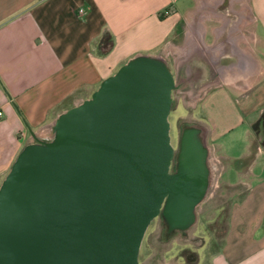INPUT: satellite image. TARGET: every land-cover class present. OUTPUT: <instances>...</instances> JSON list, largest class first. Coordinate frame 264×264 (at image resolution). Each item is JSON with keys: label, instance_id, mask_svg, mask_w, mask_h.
<instances>
[{"label": "crops", "instance_id": "0c3cea01", "mask_svg": "<svg viewBox=\"0 0 264 264\" xmlns=\"http://www.w3.org/2000/svg\"><path fill=\"white\" fill-rule=\"evenodd\" d=\"M137 54L166 58L178 91L198 95L193 117L229 206L211 264H264V0H0V184L48 124Z\"/></svg>", "mask_w": 264, "mask_h": 264}, {"label": "water", "instance_id": "95a60500", "mask_svg": "<svg viewBox=\"0 0 264 264\" xmlns=\"http://www.w3.org/2000/svg\"><path fill=\"white\" fill-rule=\"evenodd\" d=\"M178 88L166 58L137 54L28 143L0 184V264H139L158 216L193 227L211 147L197 121L172 144Z\"/></svg>", "mask_w": 264, "mask_h": 264}, {"label": "rangeland", "instance_id": "374dc122", "mask_svg": "<svg viewBox=\"0 0 264 264\" xmlns=\"http://www.w3.org/2000/svg\"><path fill=\"white\" fill-rule=\"evenodd\" d=\"M197 96V94L174 92V107L169 120L172 144L175 149L178 147L181 125L195 121L193 114L196 113L191 107V102L196 101ZM227 103L233 102L227 100ZM257 124H264V112ZM197 212L198 222L190 230L187 238L180 236L166 238L161 218H156L148 228L142 243L139 264H211V257L219 249L226 232L229 212L227 199L221 194L215 181ZM197 236H203V238L193 240ZM203 240L205 244L201 245ZM188 250L195 251L199 255V260L193 261L194 263L188 262L183 257Z\"/></svg>", "mask_w": 264, "mask_h": 264}, {"label": "flooded vegetation", "instance_id": "af4514ba", "mask_svg": "<svg viewBox=\"0 0 264 264\" xmlns=\"http://www.w3.org/2000/svg\"><path fill=\"white\" fill-rule=\"evenodd\" d=\"M174 92L175 93L178 92V89L176 91H174ZM197 211H198V209H197ZM158 217L161 218V221L163 223V228H164L163 232H164L165 237L168 238V239H172V238L177 237V236H180V237H183V238L189 237L190 230L197 224L196 223L193 227H191L188 231H185V232H181L179 230L170 231L169 230V226L164 223L163 216H158ZM197 237H195L193 240H196V239H199V238H203V236H197ZM204 244H205V240H203L201 245H204ZM183 257H185L188 260V262H190V263H194V262L199 260V255L196 254L195 251H193V250L186 251V253H185V255H183Z\"/></svg>", "mask_w": 264, "mask_h": 264}, {"label": "trees", "instance_id": "16d2710c", "mask_svg": "<svg viewBox=\"0 0 264 264\" xmlns=\"http://www.w3.org/2000/svg\"><path fill=\"white\" fill-rule=\"evenodd\" d=\"M113 46H114V39H113L112 34H110V33L105 34L100 41L98 53L100 55H105L112 49ZM254 126L256 128L257 123H255Z\"/></svg>", "mask_w": 264, "mask_h": 264}, {"label": "built area", "instance_id": "2783aa9c", "mask_svg": "<svg viewBox=\"0 0 264 264\" xmlns=\"http://www.w3.org/2000/svg\"><path fill=\"white\" fill-rule=\"evenodd\" d=\"M77 13H78L79 16H83V15H85V14L87 13L86 8H85V7H81V8H79V9L77 10ZM0 115H2V112H0Z\"/></svg>", "mask_w": 264, "mask_h": 264}]
</instances>
